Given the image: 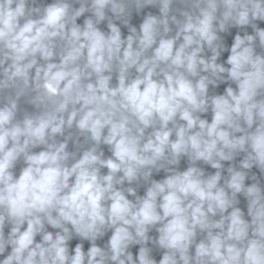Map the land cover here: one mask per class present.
I'll list each match as a JSON object with an SVG mask.
<instances>
[{
    "label": "clouds",
    "instance_id": "obj_1",
    "mask_svg": "<svg viewBox=\"0 0 264 264\" xmlns=\"http://www.w3.org/2000/svg\"><path fill=\"white\" fill-rule=\"evenodd\" d=\"M0 264H264V0H0Z\"/></svg>",
    "mask_w": 264,
    "mask_h": 264
}]
</instances>
